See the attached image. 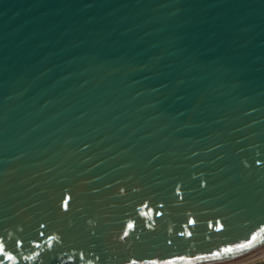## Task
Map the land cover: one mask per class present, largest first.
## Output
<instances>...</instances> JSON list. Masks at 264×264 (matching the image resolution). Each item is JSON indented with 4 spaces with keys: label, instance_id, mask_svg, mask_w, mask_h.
Segmentation results:
<instances>
[{
    "label": "water",
    "instance_id": "1",
    "mask_svg": "<svg viewBox=\"0 0 264 264\" xmlns=\"http://www.w3.org/2000/svg\"><path fill=\"white\" fill-rule=\"evenodd\" d=\"M262 248L264 0H0V264Z\"/></svg>",
    "mask_w": 264,
    "mask_h": 264
},
{
    "label": "rangeland",
    "instance_id": "2",
    "mask_svg": "<svg viewBox=\"0 0 264 264\" xmlns=\"http://www.w3.org/2000/svg\"><path fill=\"white\" fill-rule=\"evenodd\" d=\"M260 251V252H259ZM264 248H262L261 250H258L257 253H260V255L254 257L253 255L248 256L245 258H243V260H238L237 262H235V264H264ZM256 253V252H255ZM254 258V259H253ZM256 258V259H255ZM248 260V261H247ZM243 261V262H242ZM234 264V263H232Z\"/></svg>",
    "mask_w": 264,
    "mask_h": 264
},
{
    "label": "bare ground",
    "instance_id": "3",
    "mask_svg": "<svg viewBox=\"0 0 264 264\" xmlns=\"http://www.w3.org/2000/svg\"><path fill=\"white\" fill-rule=\"evenodd\" d=\"M261 250V249H260ZM260 252V251H259ZM264 252V251H263ZM251 255H253L254 257H256V256H258V255H260V253H257V251H256V253H253V254H250L249 256H251ZM248 257V256H247ZM249 258V257H248ZM245 259H246V257H245ZM254 259V258H253ZM256 259V258H255ZM241 260V259H240ZM243 260V259H242ZM248 261V260H247ZM235 262H237V261H233V262H221V263H213V264H232V263H234L235 264ZM243 262V261H242ZM239 264V263H238Z\"/></svg>",
    "mask_w": 264,
    "mask_h": 264
}]
</instances>
